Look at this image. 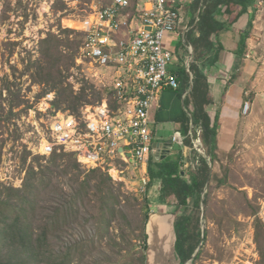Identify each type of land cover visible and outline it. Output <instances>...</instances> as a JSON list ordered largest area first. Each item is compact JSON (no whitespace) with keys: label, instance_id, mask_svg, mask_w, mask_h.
<instances>
[{"label":"trees","instance_id":"trees-1","mask_svg":"<svg viewBox=\"0 0 264 264\" xmlns=\"http://www.w3.org/2000/svg\"><path fill=\"white\" fill-rule=\"evenodd\" d=\"M258 1L261 0H197L196 10L200 5L197 22L194 28L184 35L182 45L185 49L188 45L193 49L192 62L189 65V71L194 76L193 86L187 95L192 99L195 107L193 117L199 122L202 117H205L202 106L203 101L208 103V95L202 92L205 78L198 65L195 67V62L199 61L201 68L209 61L212 64L210 36L218 35L228 29V25L219 22L216 17L221 10L225 9L233 14L236 13L234 17L236 20L252 7L253 11H256L255 4ZM55 5L57 11L64 7L60 0H56ZM238 8L240 10L237 13ZM252 17L254 20V15ZM71 22L64 21L67 27H72ZM196 29L199 36L194 38L193 31ZM251 29L250 22L248 30L240 34L237 55L241 58L244 57L246 39ZM58 35L63 38L60 39ZM58 35L48 34L39 41L40 59L32 66L34 72L31 78L33 83L46 84V92L56 91L54 101L56 109L69 110L70 113L78 115L80 108L88 102L84 87L79 94H74L70 85H63V72L68 71L74 64V57L77 56L83 42V34L62 28ZM71 36H73L72 39H70ZM199 47L200 52H198ZM32 67L29 66L28 69ZM185 79L187 76L183 73L182 81H187L185 82L187 86L182 89V92H187L189 88V78ZM177 80L179 82V77ZM197 83H200L199 88L196 86ZM17 100L10 103L6 119L14 115L13 110L21 105V101L18 98ZM185 101L187 102L188 98ZM4 111V107L0 108V125L1 114ZM215 137L213 129L206 128L202 131L201 144L205 155L210 158V163L193 149L190 142L198 164L187 170L182 168L180 151L174 157L165 156L167 155L165 154L162 159L161 156L151 154L147 164L149 182L144 198L140 201L136 197L123 195L126 203L141 204L140 208H145L146 211L151 204L174 208L175 252L180 264H187L191 260L206 233L205 230L201 231L200 217L202 207L206 211L208 205L210 183L217 179L210 167L217 158L214 154ZM195 157H191L190 161H194ZM64 160H67L68 164L60 174L67 176L75 172L71 180L73 186L71 194L66 193L60 183L54 184L53 178L57 179L56 173L48 168L38 171L30 168L20 189L5 187L0 183V264H118L117 261H112L109 252L113 250L115 253V248H118L116 251L118 254L119 251L121 253L124 250L126 255L132 254L131 258L136 264H147L145 226L149 212L144 213L142 227L132 231L134 241L142 240L141 251H138L137 246L132 243L128 247L126 243V249L122 248L123 246L116 243L110 233V224L116 215H119L121 219L126 218L115 209L120 195L115 193L111 178L98 168L89 170L85 174L73 154H54L50 157L49 163L56 165ZM220 185L223 183L218 182L217 186ZM90 193L94 203L86 205L85 202ZM46 196L48 201L44 200ZM46 202L50 205H48L49 209L44 210L43 204ZM188 210L191 211L188 213ZM82 222L95 227H92L91 232L79 236L71 234L72 227ZM254 228L258 238L260 224L256 222ZM120 238L122 242H125L124 233L120 235ZM200 253L199 251L192 259L191 264H195ZM100 255H103V261L98 259ZM259 255L260 264H264V251L261 250Z\"/></svg>","mask_w":264,"mask_h":264},{"label":"built area","instance_id":"built-area-1","mask_svg":"<svg viewBox=\"0 0 264 264\" xmlns=\"http://www.w3.org/2000/svg\"><path fill=\"white\" fill-rule=\"evenodd\" d=\"M63 2L71 9L77 4ZM182 2L88 0V13L77 31L83 34V42L75 59L81 74L76 81L96 90L107 88L106 95L81 107L78 115H54L50 92L35 103L27 98L31 101L22 118L26 129L20 143L30 155L73 154L83 168L101 169L114 181L124 172L138 170L140 192L146 193L152 152L150 109L162 90L179 88L177 76L169 70L173 53L166 42L178 36ZM248 109L245 103L244 113ZM200 133V129L194 132L192 147L205 156ZM183 141L179 132L171 137L175 145L182 146ZM256 217L264 227V197Z\"/></svg>","mask_w":264,"mask_h":264},{"label":"rangeland","instance_id":"rangeland-1","mask_svg":"<svg viewBox=\"0 0 264 264\" xmlns=\"http://www.w3.org/2000/svg\"><path fill=\"white\" fill-rule=\"evenodd\" d=\"M60 1L64 7L57 11L56 0H0V108L4 107L5 110L1 114L2 123L0 125V183L3 182L5 187L20 189L30 168L34 171L48 168L56 173L57 179L53 178L54 184L60 183L68 194L73 191L71 180L75 172L67 176L60 174L67 166V160L60 161L56 165H50V157L35 159L37 156L30 155L20 143L21 134L26 129L22 118L27 112L31 101L27 100V98H33L34 101L32 103H35L46 92V84L33 83L31 78L34 72V67L32 66H34L35 61L37 62L40 59L39 41L48 34L58 35L62 28L75 32L81 30L83 26L80 21L88 13L85 5L88 0H75L77 4L72 9L63 0ZM255 14L253 28L247 40L248 52L251 54L248 57L250 60L255 58L260 63H264V0L256 3ZM64 21H72L70 23L72 27H67ZM58 37L60 39L61 37L63 38L60 35ZM181 48H183L182 43L177 48V52ZM75 57L72 67L68 71L63 72V85H70L74 94H79V91L84 87L86 100L88 101L86 105H92L106 95L107 88L101 86L99 90H96L94 88L91 89L87 84L77 83L76 80L80 79L81 74L75 68ZM176 59L177 56L173 55L171 65L177 63ZM29 66L32 68L28 69ZM178 70H180V80H182L183 73L189 78L186 69L180 68ZM109 82L110 80H107L104 83ZM49 92L53 94L54 115L57 112L61 114L70 113L69 110L56 109L54 106L56 91L51 90ZM17 98L21 101V105L15 108L16 110H13L14 115L6 119L10 103L16 101ZM13 120L15 124H13ZM79 167L85 174L89 171L81 165ZM243 170H245V167H236L234 170L235 176L231 180L232 184L239 182V174ZM111 181L115 188V193L118 196L120 195L115 209L125 215L126 218L121 219L119 215H116L110 224V233L116 243H120L123 246L122 248L126 249L132 243V245L137 246L136 249L138 251H141L142 240L134 241L132 231L142 227L144 213L149 212L150 214L153 211H159L161 207L151 204L146 211L145 208H140L141 204H135L134 202L128 204L124 201V196L129 197L130 195L141 201L146 195V193L140 192V173L138 170L131 169L128 172H124L120 176V180L114 181L111 178ZM244 181L247 182L245 184L254 186V190L250 192V195L248 191H237V188L232 184L216 190L210 186L208 205L206 211L204 208V212L201 210L200 217L201 230H205L206 233L203 242L201 241L199 259L195 264H247V262H249L248 264L252 262L260 264L259 252L261 250L264 251V227L257 219L256 211L260 200L264 197V190H260V187L264 188V184L258 186L259 177L253 179L250 176L245 178ZM257 187H259V190L255 189ZM44 200L48 201L47 196L44 197ZM92 202L94 203V199L92 193H90L85 203L88 205ZM48 205H50L49 202L43 204L44 210L49 209ZM171 210L173 211V209ZM189 211L191 210H188V213ZM155 217L157 216L155 215L150 219L147 230L145 226V231L151 237L150 240L156 239L161 231L158 227L150 226L151 221ZM256 222L261 227L258 238H256L254 228ZM92 227L95 226L82 222L72 227L71 234L79 236L80 234L91 232ZM169 229L170 227L168 226L164 227L166 238L163 239L161 247L159 246V241L157 247L153 243L151 244L148 253L149 264H157L156 259L159 258L161 252L164 255V260L165 258L169 260L171 239ZM122 233L125 234V242H122L120 238ZM116 251H118V248H115V253L113 250L109 251L112 261H117L118 264H136L131 258L132 254L126 255L125 250L121 253L119 251V254ZM147 251L148 249L146 250V256ZM98 259L103 261V255H100ZM187 264H191V261Z\"/></svg>","mask_w":264,"mask_h":264},{"label":"crops","instance_id":"crops-1","mask_svg":"<svg viewBox=\"0 0 264 264\" xmlns=\"http://www.w3.org/2000/svg\"><path fill=\"white\" fill-rule=\"evenodd\" d=\"M182 1L183 22L178 29V36L166 44L170 47L172 55L177 56V63L170 64L169 70L179 77L180 70L178 69H186L190 80L188 81L189 88L187 92H182V89L187 86L185 83L187 81H182L179 78L180 86L178 89L167 88L162 90L157 101L153 103L150 109L152 144H161V147L156 146V149H152L151 154L158 157L165 155L163 154L165 151H169V154L165 156L174 157L180 151L182 168L187 170L190 167H195L198 164V159L190 147L194 132L201 130V143L202 131L206 128L213 129L216 135L214 154L217 158L213 165H209L211 172L216 175L217 179L210 183L211 188L216 190L231 185L232 177L235 176L234 170L241 166L245 167V170L240 172L239 182H234L232 185L237 188V191H248L250 195L254 186L245 184L247 183L244 181L245 178L251 176L253 179H257L259 177L258 186L264 184V63H260L255 58L250 60L247 57L248 55L251 56L248 52V37L243 58L237 55V50L240 34L248 30L250 22L253 28L255 11L251 6L252 8L241 14L236 20H234L236 13L233 14L229 10L225 11L224 9L218 13L216 19L228 25V29L218 35L210 36L212 64L209 61L207 65L201 68L200 62H195V67L198 65L205 78L202 92L208 95V103L203 101L202 106L205 117H202L199 122L193 117L192 113L195 107L192 99L187 95L193 86L192 79L194 76L189 71L193 49L188 45L187 49L183 47L177 52V48L181 46V43H184V35L196 25L200 5L196 10L197 0ZM239 10L240 8L237 9V13ZM198 36L199 32L196 29L193 31V37ZM198 52H200V47ZM196 86L199 88L200 83H197ZM187 98L188 101L186 102L185 99L187 100ZM245 103L249 104L246 113L243 111ZM176 132L184 137L182 146L171 142V137ZM191 157H195L194 161H190ZM203 157L210 163L209 157L206 155ZM218 182H222L223 185L218 187ZM255 189L259 190V187ZM260 190H264V188L260 187ZM159 207H161L159 211H153L148 215L146 222L147 230L150 219L156 215L157 217L151 221L150 226L161 229L160 234L154 240H150L151 237L146 231L148 236L147 264H149L148 253L151 244L153 243L157 247L159 241V246L163 245V239L166 238L164 227L167 226L170 227V258L164 260V255L161 252L159 258L156 259L157 264H180L175 252L174 208L161 205Z\"/></svg>","mask_w":264,"mask_h":264},{"label":"water","instance_id":"water-1","mask_svg":"<svg viewBox=\"0 0 264 264\" xmlns=\"http://www.w3.org/2000/svg\"><path fill=\"white\" fill-rule=\"evenodd\" d=\"M156 146H158V148H160V147H161V144H152V149H156ZM168 152H169V151H165L163 154H168ZM163 154H162V155H163ZM158 157H159V156H158ZM163 157H164V155L161 156V159H162ZM202 211H203V207H202ZM201 244H202V243L199 244L198 248L196 249L195 255L192 256V258H191L190 261H192V259H193V258L196 256V254L199 252L200 247H201Z\"/></svg>","mask_w":264,"mask_h":264}]
</instances>
